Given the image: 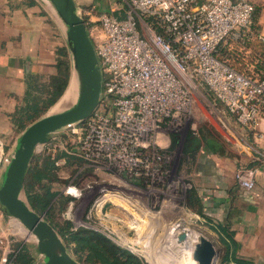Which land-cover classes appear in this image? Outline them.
<instances>
[{"label": "built area", "instance_id": "obj_1", "mask_svg": "<svg viewBox=\"0 0 264 264\" xmlns=\"http://www.w3.org/2000/svg\"><path fill=\"white\" fill-rule=\"evenodd\" d=\"M123 1L122 13L103 11L95 18L100 35L91 39L102 73L99 101L79 130L72 128L78 131L75 145L64 148L81 158L80 166L124 181L158 180L166 172L159 133L180 127L201 88L239 124L256 128L264 111V78L220 54L228 41L243 45L257 36L264 42V33L250 30V1ZM254 174L253 167H238L234 178L252 189ZM70 186L78 196L69 194L79 198L81 189L69 185L66 191ZM13 254L14 247H2L0 264H13Z\"/></svg>", "mask_w": 264, "mask_h": 264}, {"label": "rangeland", "instance_id": "obj_2", "mask_svg": "<svg viewBox=\"0 0 264 264\" xmlns=\"http://www.w3.org/2000/svg\"><path fill=\"white\" fill-rule=\"evenodd\" d=\"M248 1L259 11L257 20L250 25L251 32L255 34L254 30L260 32L264 27V0ZM227 43L221 46L222 57H228L231 62L247 72H261L262 67L256 62L262 58L257 57L254 52L250 53V49L249 51L245 49L247 43L243 45L231 41ZM74 78L75 73L71 76L68 88ZM76 97L77 95L71 103ZM70 98L71 89L63 102L58 104L60 99L44 114L70 105L71 103L68 102ZM79 126L81 122H76L51 133L48 142L36 146L34 154L37 155L43 150L55 154L65 150L64 148L71 149L76 143L78 134V131H73L72 128L79 130ZM236 128H239V124L234 116L213 97L211 92L206 88L197 90L192 110L182 120L180 127L166 130L167 134L177 132L180 140L175 147L164 151L166 172L158 180L152 182L148 179V183H142L139 179L124 181L106 170L82 167L81 161L71 159L69 163L58 165L60 166L57 169L58 179L51 181L45 179L43 188L48 186L52 191L57 192L53 201L71 197L67 202L62 203L61 209L55 205L52 211L53 220L60 223L70 220L73 227L84 225L98 229L118 244L130 248L143 264H193L196 259L192 253H189L187 246L193 238H195L193 243L196 244L200 236L204 235L213 242L216 249L214 264H220L224 246L218 233L211 227V224L217 223L216 219L206 213V210L202 215L186 206L187 189L192 185L189 174L192 166H185L188 160L182 153V141L188 130H192L198 137L204 130L224 141L229 148H233V144H238L239 140ZM19 133L15 130L10 138L3 140L5 155L12 151ZM32 159L33 156L30 162H34ZM4 164L5 161H1L0 177ZM69 185H76L81 189L82 194L79 198L69 194L78 196V191L74 187L70 186L66 191ZM24 196L26 197L25 192ZM0 211L7 218L5 225L0 223V236L3 240L0 243V255L2 247L13 248L17 241L28 247L33 255L32 264H44L42 254L36 248V238L18 219L5 212L1 205ZM182 231L186 233L184 239L179 238ZM160 234L165 237L163 244L161 242V249L156 252L154 247ZM148 245L153 247L151 254L158 260L150 261L148 256L144 255V246Z\"/></svg>", "mask_w": 264, "mask_h": 264}, {"label": "crops", "instance_id": "obj_3", "mask_svg": "<svg viewBox=\"0 0 264 264\" xmlns=\"http://www.w3.org/2000/svg\"><path fill=\"white\" fill-rule=\"evenodd\" d=\"M75 3L93 38L100 35L95 21L97 15L103 11L122 13L119 8L124 1L75 0ZM90 7L93 11L86 13ZM259 33H264V27ZM62 46H67L64 24L49 0H0L1 142L15 133L10 117L24 96L28 82L33 79L47 82L56 73ZM72 75L71 68L70 78ZM70 89L72 86L58 104ZM236 131L239 140L233 148L210 132L205 141L199 135V145L192 155L186 156L185 166H192L191 186L196 189L202 211L206 210L232 230L240 256L250 258L253 264H264V111L256 128L239 124ZM159 141L165 149L170 143V134L161 131ZM3 153L2 145L0 154ZM58 159L64 162L63 157ZM3 160L0 159V164ZM238 167L255 168L252 189L236 183L234 173ZM0 223H7L1 211Z\"/></svg>", "mask_w": 264, "mask_h": 264}, {"label": "trees", "instance_id": "obj_4", "mask_svg": "<svg viewBox=\"0 0 264 264\" xmlns=\"http://www.w3.org/2000/svg\"><path fill=\"white\" fill-rule=\"evenodd\" d=\"M258 15L259 11L254 8L251 23L257 20ZM254 31H256L255 35L259 33L257 30ZM244 44H246L245 49H250V53L254 52L257 57L262 58L256 63L262 67L261 72L257 71L258 76L264 78V42L255 36L249 42L246 40ZM231 63L242 69L235 63ZM56 67V73L51 75L47 82H39L36 79L28 82L24 96L10 117L11 125L18 133L30 122L43 115L52 104L54 106L66 92L69 86L68 82L70 83L72 68L67 46H62L59 49ZM78 122L82 123L83 120ZM207 133L209 134L208 131L203 130L200 134L204 141L207 139ZM179 140L180 137L177 132L170 133V143L167 148H162V151L172 149ZM198 145L199 137L192 130H188L182 143L184 157L192 155L194 148H197ZM61 157L64 158L63 163H69L71 159L81 161L80 157L67 153L65 150H60L55 154L43 150L37 155H33L32 160L34 162L31 161L28 166L24 184V192L30 205L37 211L44 213V216L58 230L67 247L82 264H143L130 248L118 244L98 229L84 225L73 227L70 220H66L64 223L53 220L52 211L55 205L61 209L62 203L67 202L69 198L53 201L57 192L52 191L48 186L44 188L43 186L45 179L47 181L58 179L57 169L60 167L58 165H63V163L56 164L55 161ZM186 206L204 215L196 189L193 186L187 189ZM3 210L6 212L4 208ZM211 227L218 233L224 246V254L220 264H253L250 258L238 254V241L233 237L232 230H229L226 224L218 221L216 224H211ZM14 246L13 264L33 263V255L25 244L16 241Z\"/></svg>", "mask_w": 264, "mask_h": 264}, {"label": "water", "instance_id": "obj_5", "mask_svg": "<svg viewBox=\"0 0 264 264\" xmlns=\"http://www.w3.org/2000/svg\"><path fill=\"white\" fill-rule=\"evenodd\" d=\"M64 24L72 71L78 79V93L70 105L41 115L16 137L0 177V205L32 233L44 264H82L70 252L55 226L34 209L24 196L30 160L39 144L48 142L51 133L86 119L96 108L101 91V69L87 23L78 13L75 0H49ZM185 232L179 234L184 239ZM198 264H212L216 257L213 242L201 235L193 248Z\"/></svg>", "mask_w": 264, "mask_h": 264}, {"label": "bare ground", "instance_id": "obj_6", "mask_svg": "<svg viewBox=\"0 0 264 264\" xmlns=\"http://www.w3.org/2000/svg\"><path fill=\"white\" fill-rule=\"evenodd\" d=\"M71 86H72V89H71V98L69 99V103H71L73 100H74V98H75V96L77 95V93H78V86H79V84H78V79H77V76H76V74H75V78H74V80H73V82H72V84H71ZM68 103V104H69ZM99 203H100V201H99ZM30 233V232H29ZM163 233V232H162ZM31 235H33L32 233H30ZM34 236V235H33ZM35 237V236H34ZM165 236L164 235H162V234H160V235H158V242H157V245L154 247V248H156V250H154V251H158V250H160L161 249V246H162V244H163V238H164ZM193 237H195V234L193 235ZM195 240V238H193V241ZM193 241L190 243V244H188V246H187V248L189 249V253L191 254L192 252H193V248H194V246H195V244L193 243ZM131 242H133V241H131ZM161 242H162V244H161ZM134 243V242H133ZM143 250V249H142ZM143 252H144V255H146V256H148V259L150 260V261H155V260H158V258H155V256H153L151 253L153 252V247H149V245L148 246H144V250H143ZM159 252V251H158ZM161 253V252H160ZM159 253V254H160ZM156 254V253H155ZM193 254V253H192ZM158 255V254H157ZM158 262V261H157ZM159 262H160V259H159ZM215 263V260H213V262H212V264H214ZM193 264H198V262H197V260L195 261L194 260V262H193Z\"/></svg>", "mask_w": 264, "mask_h": 264}]
</instances>
